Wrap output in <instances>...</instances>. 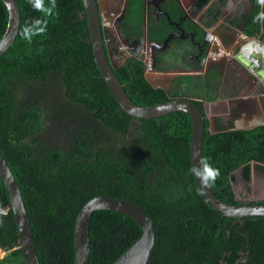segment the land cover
I'll list each match as a JSON object with an SVG mask.
<instances>
[{
	"label": "trees",
	"instance_id": "1",
	"mask_svg": "<svg viewBox=\"0 0 264 264\" xmlns=\"http://www.w3.org/2000/svg\"><path fill=\"white\" fill-rule=\"evenodd\" d=\"M16 1L19 33L0 56V151L21 189L40 263L75 264L77 217L102 195L136 204L153 219L156 241L148 264H264V216L224 218L200 196L190 172V116L175 112L143 120L117 103L95 63L83 1ZM251 1L254 9L244 33L264 36V3ZM165 2L172 20L173 14L183 15L177 2ZM209 14L206 27L218 18V12ZM145 15V0H128L124 36L133 43L148 32L151 41L162 44L171 32L168 19L150 17L145 30ZM8 20L0 0V40ZM190 26L203 35L198 26ZM183 45V40H172L166 49ZM146 73L136 53L115 71L140 107L183 98L205 114L204 103L215 100L201 96L213 84L210 78L204 84L180 79L182 91H166L152 86ZM205 126L202 156L214 170L212 191L218 199L238 204L233 172L241 168L248 181L251 162L264 165V127L234 131L219 119L212 134L208 120ZM141 235L131 217L96 211L89 264H113ZM0 249L6 252L0 264H25L1 178Z\"/></svg>",
	"mask_w": 264,
	"mask_h": 264
},
{
	"label": "water",
	"instance_id": "2",
	"mask_svg": "<svg viewBox=\"0 0 264 264\" xmlns=\"http://www.w3.org/2000/svg\"><path fill=\"white\" fill-rule=\"evenodd\" d=\"M9 13L8 26L4 36L0 40V56L6 53L10 47L15 43L16 37L19 33L21 25V9L16 0H1ZM88 20V27L90 32V42L92 45L94 60L99 72L101 73L106 85L113 94L115 100L120 107L128 114L139 119H155L175 112L187 113L192 122V138H191V165L199 166L202 156V144L204 133L206 130V120L209 121V130L212 134L216 133L214 129L215 119L203 114L201 110L190 100L177 98L170 102L159 104L153 107H140L132 102V100L125 93L122 84L115 75L118 70L128 60L131 46H127L120 50L119 55L113 56L114 48L111 44L117 40L109 37L111 28H116L118 23H123L126 11L127 2L124 0L119 6L118 10L110 9L105 0H82ZM253 4L249 0H243ZM264 3V0H259ZM150 0H146V4ZM149 6V5H148ZM160 15H166L170 18L169 11H164L160 6L157 7ZM180 34H170L163 44L151 43L150 58L151 61L147 63L146 77L149 73L155 72L157 67L156 53L159 50L164 51L171 39L176 37H184V29L181 28ZM245 37L242 46L249 51L252 48L259 49L264 52V41H260L257 36L250 37L244 34ZM124 38V37H123ZM235 41V42H234ZM128 42V41H127ZM233 45H241L240 40H233ZM237 58V57H236ZM238 62L232 59V62L240 66L246 75L249 76L248 85L240 93L242 96L245 92H250L251 86L258 87L263 92V86L260 84V78L253 70L241 64V60L237 58ZM240 63V64H239ZM264 83V82H263ZM234 131H248L252 130L250 127H237L233 125ZM256 163L255 161H253ZM0 178L6 188L9 196L11 209L17 224L19 245L23 253L25 264H41L39 261L31 223L25 205L19 184L7 162L4 155L0 151ZM198 192L202 199L212 209L219 212L224 218L242 219L244 217L264 216V203L257 202L256 204L240 203L228 204L218 199L212 191L209 180L202 183L194 175ZM114 211L125 214L134 219L142 228L141 237L126 250L113 264H148V261L153 253L156 241V228L153 219L141 207L129 201L112 198L110 196H96L91 199L80 211L75 228H74V249H75V264H89L90 263V223L92 216L96 211Z\"/></svg>",
	"mask_w": 264,
	"mask_h": 264
},
{
	"label": "crops",
	"instance_id": "3",
	"mask_svg": "<svg viewBox=\"0 0 264 264\" xmlns=\"http://www.w3.org/2000/svg\"><path fill=\"white\" fill-rule=\"evenodd\" d=\"M165 1L166 0H151L150 2L156 3L157 7L160 6L164 11H166L164 9V5L166 3ZM174 1L177 2V4L181 6L182 11H183V7L184 9H191L193 4L197 0H174ZM150 2L146 4V0H145L146 28H147V24H148L150 17H152L154 20L157 19V16L166 17L162 14L160 15L159 11H157V8L155 10V13L157 12L156 15L155 13H151V9L148 6ZM173 16L175 18V21L176 19L177 20L179 19L178 16H176V14H173ZM199 16H200V13L197 11V13L194 15L193 18L196 20ZM160 17L159 19H157V21L160 20ZM189 24H191V22ZM193 25H194V22H193ZM215 28H218V26H214V28L212 27L208 29V31H210L211 33L212 32L216 33L215 32L216 30H214ZM210 32H209V35L211 36ZM200 35L202 36V33H200ZM214 37L217 38L216 35H214ZM237 37H239V40L241 42L240 46L238 44L233 45L232 43H231V46H229L230 43H227V46H223L220 41L218 43L219 45L213 44L211 46L209 55H207V57L205 55L206 57L205 58L206 60L205 68L202 69L200 72L198 70V72H195V73L192 72V70L188 72L186 71L183 72L180 70L181 68L185 66H186V69L190 68L189 66L191 65V61L186 59L187 57L186 53L187 52L193 53L194 50L191 51V49H188L187 45L186 46L183 45L184 49L181 48L180 50H179V47L170 46L169 49L166 51H162V50L157 51L156 53L157 67L158 66L160 68L163 67V69L158 70V68L156 67V71H155L156 73H151L153 75L158 76L156 81H152L155 86L152 84L151 85L154 86L155 88H162L166 91H168L172 87L177 88L178 90L182 91V87L176 81L180 79L182 80L187 79V77H189V80H191V82L198 81V82H201L200 84L202 83L204 84L205 80L207 78H210L213 81V84L211 85V87H213V85H215V83L219 80L217 79L219 75H221V79H220L221 83L223 79L225 80V77L229 78V76L227 75H230V76L231 75H246L245 72L240 67L241 65L237 66L236 64L230 61V59L231 60L234 59L235 62H238L237 58H239L242 61L241 64L243 66L247 67L248 69L253 70L256 74H258L256 76L260 78L261 80L260 84L261 86L264 87V83H263L264 82V52L260 51L259 49H255V48H252L249 51L247 48H244V46H242V44L246 42L245 37L240 33L238 34ZM144 38L145 36L141 39L143 40ZM172 40L174 39H171V41ZM151 43H159V42L151 41ZM246 43L248 44L249 42H246ZM184 44H185V41H184ZM147 46H148V43H147ZM147 57L150 61L151 58L149 56V51H147ZM216 67L222 70H217ZM208 68H209V71L207 72ZM234 79L235 77L233 78L230 86H226L223 89H221V94L219 95L220 97L215 94L212 95L210 91L207 89L201 92V96L203 99H207L209 96H212L215 98L213 102L207 101L204 104L207 116L214 118L216 122L217 120L220 119L221 121L228 123L231 126V128L235 124L237 125V127H250L252 130L259 128V127H264V88H263V92L260 93V95L254 96L255 93L253 91H257V89H259L258 87H254V89H252L251 92L249 93L245 92V94H243L242 96L240 93L237 94L235 92L236 90L234 89V87H232V85H235ZM189 80H185V82L186 83L188 82L190 84ZM216 86H218V84ZM259 91L261 92L260 89ZM187 93H190V91Z\"/></svg>",
	"mask_w": 264,
	"mask_h": 264
},
{
	"label": "flooded vegetation",
	"instance_id": "4",
	"mask_svg": "<svg viewBox=\"0 0 264 264\" xmlns=\"http://www.w3.org/2000/svg\"><path fill=\"white\" fill-rule=\"evenodd\" d=\"M123 1L124 0H120L118 5H116L115 8L113 9L118 10L119 6L123 3ZM249 1L253 4V6H251L247 2H244L243 0H197L193 4L191 9H184L183 7V15L180 17L178 16L179 18L178 20L176 19L175 21V20H172L171 17L170 18L167 17L169 21L168 23H169L171 34H180L181 28L184 29V32H185L184 37L180 38V37L174 36L173 39L174 40L183 39L185 41V46L187 45L188 49H191V51L194 50L193 53L187 52L186 53L187 57L185 56L187 60L191 61V65L189 66L190 68L186 69V66H185L180 69L181 71L188 72L192 70V72L195 73V72H198L199 70L200 72L202 69L205 68V63H206L205 58L207 57V55H209L211 46L213 44L219 45L218 43L220 41L223 46H227V43H230L229 46H231V43L233 42L232 39L235 38V40L237 41L239 40V37L237 36L239 33L241 34V31L244 30L247 19L251 15L254 9V3L251 0ZM149 7L151 9V13H155V10L157 8L156 3L150 2ZM197 11L200 13V16L195 20L193 17L197 13ZM210 11H212L213 13L218 12V18L212 24V26L206 27L205 24L208 18L206 16L211 15L209 14ZM156 14L157 12L155 13V15ZM159 17L160 16H157V19H159ZM162 18H165V17H160L161 20ZM188 21H190L192 24L194 22L196 26L202 29L204 31L203 35L202 36L200 35L196 27L193 28L192 26H190L191 24H189L190 22L188 23ZM213 25L218 26V28L214 29L216 30L215 31L216 33H213V32L211 33L210 31H208V29L212 27L214 28ZM144 27H146V24L144 25ZM122 30L123 28L121 27V23H118L115 29L112 28L109 31V37L117 40L111 44V47L115 49L113 52V56H116V53L117 55H119L121 49H124L130 45L131 46L130 56L136 53V56L139 59L146 58L144 62L147 66V63L151 61V59L149 61L147 57V51H149V56L151 52V40H150L149 33L145 32V35H144L145 38L143 40L140 39V40L134 41L133 43H130V39L124 36ZM209 32L211 36L209 35ZM213 34L216 35L217 38L214 37ZM115 37L118 39H116ZM257 38L260 41L262 40L264 41V36L261 34H259ZM147 43H148V46H147ZM230 61L232 62L231 59ZM216 68L217 70H222V69H218V67ZM208 71H209V68L207 72ZM151 73H156V72H151ZM227 76H229V78L225 77V80L223 79L224 82L222 81L221 83L220 82L221 75H219V77L217 78L219 80L215 83V85H213V87L209 86L207 90H209L212 95L215 94L219 96L221 94V89H223L226 86H230L233 78L235 77L234 79L235 85H232V87H234V89L236 90L235 92L239 94L243 91L245 87H247L248 81H250L248 75H231V76L227 75ZM146 78L150 84L154 85V83L150 79V76ZM217 84L218 86H216ZM251 88L254 89L253 86H251ZM252 89H250V92ZM253 92L255 93L254 96L260 95L261 93L259 89ZM215 123H214V127H215ZM236 194L237 193L235 192V195ZM237 198H238V195H236V200ZM240 200H241L240 202L242 203L263 202V201H253V200L244 201L243 199H240Z\"/></svg>",
	"mask_w": 264,
	"mask_h": 264
},
{
	"label": "rangeland",
	"instance_id": "5",
	"mask_svg": "<svg viewBox=\"0 0 264 264\" xmlns=\"http://www.w3.org/2000/svg\"><path fill=\"white\" fill-rule=\"evenodd\" d=\"M105 1L107 2V5L110 7L109 10L115 8V6L118 5V3L120 2V0H105ZM149 76L151 81H156L158 78L157 75H153L150 73ZM233 173L237 177V180L234 184V190L237 193L236 195H238L237 201L240 202L241 201L240 199H243L244 201L247 200L263 201L264 203V165L263 164H260L258 162L256 163L251 162L250 179L251 178L252 179L248 181L243 180L241 168L235 170ZM253 203L256 204L257 202H253ZM5 254L6 252L0 249V259L4 257Z\"/></svg>",
	"mask_w": 264,
	"mask_h": 264
},
{
	"label": "clouds",
	"instance_id": "6",
	"mask_svg": "<svg viewBox=\"0 0 264 264\" xmlns=\"http://www.w3.org/2000/svg\"><path fill=\"white\" fill-rule=\"evenodd\" d=\"M128 58H130V55ZM142 60H145V59H142ZM205 114H206V111H205ZM190 172L193 173L198 179H200L202 183L207 182L208 180H210L214 176V170L210 167V165L208 163H206L203 160H201L199 166L193 165V167L190 169Z\"/></svg>",
	"mask_w": 264,
	"mask_h": 264
}]
</instances>
